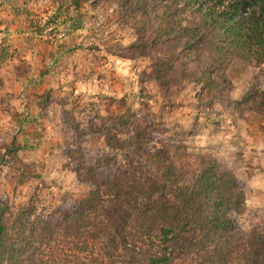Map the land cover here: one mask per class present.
<instances>
[{
    "label": "rangeland",
    "instance_id": "1",
    "mask_svg": "<svg viewBox=\"0 0 264 264\" xmlns=\"http://www.w3.org/2000/svg\"><path fill=\"white\" fill-rule=\"evenodd\" d=\"M172 1L145 8L141 0H0V83L15 68L26 79L48 76L46 87H0V146L9 148L4 156L0 148V200L53 212L85 197L89 187L70 168L71 140L91 165L109 151L115 122L135 113L161 119L154 129L166 143L234 171L244 183L240 225L264 215V61L225 53L213 64L208 46L193 45L195 16ZM162 62L170 69L160 82ZM205 68L219 87L198 82ZM22 108L31 115L20 116ZM119 137L141 138L130 129Z\"/></svg>",
    "mask_w": 264,
    "mask_h": 264
},
{
    "label": "trees",
    "instance_id": "2",
    "mask_svg": "<svg viewBox=\"0 0 264 264\" xmlns=\"http://www.w3.org/2000/svg\"><path fill=\"white\" fill-rule=\"evenodd\" d=\"M179 1L177 10L195 16L193 45L208 46L213 64H223L225 53L264 61V0ZM165 66L155 72L160 82ZM212 71L199 73L204 89L220 86L208 78ZM161 124L123 116L110 129L109 151L91 165L71 140L70 168L89 191L61 209L0 200V264H264V215L247 227L236 218L246 211L243 181L216 159L166 143L154 129ZM127 129L141 138H120ZM0 148L3 156L9 151L6 143Z\"/></svg>",
    "mask_w": 264,
    "mask_h": 264
},
{
    "label": "crops",
    "instance_id": "3",
    "mask_svg": "<svg viewBox=\"0 0 264 264\" xmlns=\"http://www.w3.org/2000/svg\"><path fill=\"white\" fill-rule=\"evenodd\" d=\"M30 66L29 67V71H35L36 69V64L35 62H32L30 63ZM12 68V65L6 70L7 73L9 72H13V70L11 69ZM15 71L17 72L16 75L14 73L11 74V80L9 83L7 80L3 79V81L0 83V87H7V90H10V92L13 91V88H12V84L14 83H25L28 87H39L41 86L40 84L41 83H45V87H46V83L48 82V76L46 75V72H42L40 77L39 78H35L36 77V74L34 75V77H32L33 75L31 74V77H27V79L25 77H21L20 75H18V71H17V68H15ZM30 73V72H29ZM16 88H17V84H15ZM10 87L12 89H10ZM12 90V91H11ZM46 89H44L43 91H45ZM14 94L20 98L22 96H25V95H21L20 91H15ZM20 95V96H19ZM42 96V95H41ZM30 97V95L27 96V98ZM32 98H34L35 96H31ZM25 99L26 101L28 99ZM40 95H38L37 99L36 100H40ZM23 100V99H22ZM30 102H34V99H29ZM31 112L32 110L31 109H21V111H19V115H27V116H30L31 115ZM35 116H39V114H35Z\"/></svg>",
    "mask_w": 264,
    "mask_h": 264
}]
</instances>
